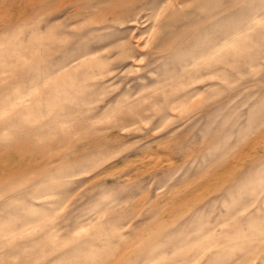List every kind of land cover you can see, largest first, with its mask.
<instances>
[{"label": "rangeland", "instance_id": "obj_1", "mask_svg": "<svg viewBox=\"0 0 264 264\" xmlns=\"http://www.w3.org/2000/svg\"><path fill=\"white\" fill-rule=\"evenodd\" d=\"M194 4L0 0V264H264V0Z\"/></svg>", "mask_w": 264, "mask_h": 264}, {"label": "bare ground", "instance_id": "obj_2", "mask_svg": "<svg viewBox=\"0 0 264 264\" xmlns=\"http://www.w3.org/2000/svg\"><path fill=\"white\" fill-rule=\"evenodd\" d=\"M193 1H195V4H194V7L197 5V1L198 0H193ZM230 6H231V2H229L224 8L225 9H228V8H230ZM123 15H126L125 13L123 14ZM123 15H118V14H114L113 13V11H112V21H122V18H123ZM205 20H206V18H205ZM251 20L252 21H261V20H264V13L263 14H260V15H253L252 16V18H251ZM124 21V20H123ZM126 21H128V23H136V18H132L131 17V15H127V20ZM212 21H213V17H212ZM248 29H249V27L248 26H246L244 29H242L241 31H239V32H236L235 33V35H242V34H246L247 32H248ZM235 35H232V36H230V35H226L225 37H224V39L226 40V42L228 41V44L230 43V48H231V44H232V37H234ZM135 35L132 33L131 34V37H134ZM210 43H214L215 44V42L214 41H210V42H208L207 44H206V46L208 45V44H210ZM220 48H221V46H218V45H215V46H213L209 51H208V54L209 53H216L217 51H219L220 50ZM228 53L230 52V50H228L227 51ZM226 52V53H227ZM207 54V53H206ZM100 63H102V61L100 60V59H97V60H95V64H96V66L97 65H101ZM68 65V64H67ZM204 69H206V71H210V70H212L213 71V69H210V68H204ZM197 71H201V69H197V70H194V72H197ZM187 72H192V71H187ZM3 89V88H2ZM4 99H5V97H4ZM182 198V197H181ZM170 232V231H169ZM263 244V243H262ZM262 252V251H261ZM260 258V257H259ZM247 262V261H246ZM180 262H178V264H179ZM181 264V263H180Z\"/></svg>", "mask_w": 264, "mask_h": 264}]
</instances>
